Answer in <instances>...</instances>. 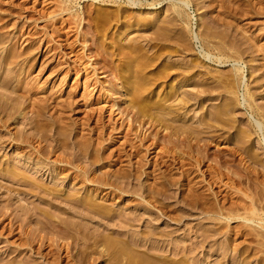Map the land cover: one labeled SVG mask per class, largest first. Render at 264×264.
Listing matches in <instances>:
<instances>
[{"label":"rangeland","instance_id":"rangeland-1","mask_svg":"<svg viewBox=\"0 0 264 264\" xmlns=\"http://www.w3.org/2000/svg\"><path fill=\"white\" fill-rule=\"evenodd\" d=\"M129 1L130 0H0V59H1L0 62H2L3 59L4 61H6L7 59L5 67L8 68L7 69L8 72L6 71V68L3 69V72L1 70L3 74L2 76L3 78L6 77L5 76L6 74H12L13 77L16 76L12 81H9L10 83L9 85L10 86L13 85L14 87L17 86L16 87L17 89L18 86L20 87L21 85H23V83L20 82H22V80L24 79L23 90L26 91L21 92L23 91L21 90L22 89L21 88L19 91V93H21L19 94V98H18V92L16 93L13 92V93L15 95L17 94L16 97L18 99H20L21 95L24 94L25 96H22L21 98L24 97L25 98L21 99L20 101L25 102V103L22 102L24 108L26 106L28 107V109L27 107L24 109L25 112L23 111V115H24V116L22 115L23 119L22 117L20 119H17L13 123L15 126L12 124V126L16 128V129L14 128L13 130L14 132H17V130L20 131L23 129L22 131H24L26 129V131L24 132L33 134L32 136H34L35 130L32 129L28 123H26L28 122L26 120H29L30 117L32 118L33 116H35L36 114L35 111L37 112V109L38 112L42 110L40 114L42 113L43 114L40 115L41 118L39 117V122L42 119L41 122L44 124V126L48 127L46 129H48L49 131L48 130L45 131L48 132L46 133L47 141L44 137L45 134L42 133L44 135L42 136V134H40L41 133L40 131L36 132L38 134L35 133L36 135L32 140L33 143H31L32 141H30V144L28 143V145H30L28 147L30 148L27 150L33 149V146H37L39 148H44L47 146L49 148H52L51 150L55 149V152L54 151L52 152L54 154L52 153L49 154L50 157L48 156V153H47L48 157H46V155L41 154L42 155L41 157L44 159L34 158L35 157L34 154L32 156H29V153L28 154L24 153V155L23 153L19 154L18 151L15 152L16 150L15 147L17 148L18 146L13 145V143L10 144L9 140L7 141L6 139V137H8L9 134H7L8 136L5 134L6 136L2 139L4 141L3 142L4 148L3 150L0 151V155H1L0 160L5 159L7 161L9 159L14 162H16L17 159L19 161H26V160L31 161L34 159L35 162H39V160L41 162V160L42 161L44 160V162L47 163V167L45 170L48 169L47 172L50 174L52 173L57 178V180L63 184L64 187L68 188L67 190L70 189L69 190L70 193L71 191H73L74 188L77 189L79 188L81 190L80 192L84 194V196L85 195L89 196V194L91 195L94 194V198L98 202L105 203L106 207L108 206L109 208H113L117 213V215H120L119 217L123 215L131 217V219H133L134 225L130 229H133L136 232L139 231L140 234H142L143 236H147L149 232L157 233V235L154 236L155 240H159L157 245H161L164 240V243H166L167 245L169 243V245L166 248H169L171 250L172 244L174 243H177L178 245L180 243V245H182L181 248L184 247V245L188 247H193L196 244L199 245L202 244V242L206 240L204 242V246L194 250L192 256H194L196 260L205 258L208 264H217L216 262L222 260H226V261L228 260L229 264H231V262L233 261L246 259L245 261H250L249 264H259L258 259L261 256L264 257V228L260 224L261 222L247 221L243 219L226 220L224 218L223 219L220 218V220H218L216 218L215 219L211 218L212 217V216L210 217L211 214L206 210H205L206 212L203 211L201 207L197 206L198 205L196 204L197 199L193 200V198L195 199L194 196L196 197L198 196L196 195L197 192L199 195L201 192V194H205L207 196L211 192V194L213 195L210 194L208 198L211 199L213 197L216 199L213 191L209 189L207 190V187L206 188L198 187L201 186L197 184V181L200 179L198 176L199 173L197 172L195 167L192 168L193 166H191L190 168V164L184 163L187 166L183 164L170 166L168 165V163H165L167 165L164 164L161 165L160 163H158V159H160V156L163 153L165 154L166 151H167L166 154L169 156L170 155L172 156V152L174 153V151L177 157L179 156L180 153L177 151V149L176 150L173 149L174 151L172 149H169L171 148L172 145L168 143L167 145L165 143L164 146L163 145L164 141L163 142L161 141L162 139L160 140L162 144L159 143L158 146L153 145L152 139L156 131L160 135L162 133L168 134V132L170 133V131H172L175 126H177L175 127V130L180 128V126L187 130L193 129L194 127H195L194 129H197L198 127L202 126L203 122H205L203 121L204 118L205 119L208 117L214 118V116H218L219 114L217 115L215 113L216 112L220 113V111L225 109L224 107L222 108V106H225L226 100L228 101L229 98L233 99L232 97H234V99L237 98L235 100H238V103L240 101L241 104L237 105V103H235V105H237V108L236 106H234V103L231 104V106L232 105L234 106L232 108H236L233 109V111L236 110V113L234 112L236 116L234 115V117L237 118L236 119L232 118L233 117L232 115L234 114V113L232 114L233 111L231 112V116H230L234 121L237 122L235 124V122L232 120V124L234 123L233 125L234 127L229 128L230 127L229 125H227L229 127L221 126L218 123L221 126L220 127L218 126V124L214 123L219 128L226 127L221 132L222 129H218L214 126H207L206 124L205 126L212 128L206 129L208 133H205V135L203 134L205 138L204 140L206 141V144L208 143L211 144V145L209 144L207 145L209 147L208 149L211 150L209 151V153L216 152L215 150L218 149L219 151L222 150L226 152L229 151L230 149L232 150L235 147L236 138H238V136L240 135L239 134L240 132H238V130L242 131L241 128L245 130L244 127L248 125H252L251 127L250 126L246 127L247 128L246 130L253 128L250 131L251 134L252 133L254 134H252V136H249L251 138H249L248 135L246 134L247 136L246 139L244 140H247L246 142H248L249 141L248 139H250L249 143L247 144H249L250 147H252L250 148V150H252L251 151L252 154H253V150L255 151L254 154L258 153L257 154L258 162L253 161L250 158V156L245 155L246 153L244 152L243 154H240L241 152L238 153L239 156L237 155V159H239L240 161L242 159L244 161L243 166L249 167L248 170H250V173L252 172L251 176H255L253 177L254 180L256 177H259L260 173H262V175L259 178L263 180L264 130L262 131L261 129H264V118H262V116L260 117L258 115H253L252 110L250 109V107H248V105L246 104L247 101L245 100H249L250 98L255 99L254 104L256 105L259 104L261 106L264 105V0H246V1L245 0H237V1L188 0L187 2L190 1L189 2L190 6L187 7L186 5L185 8L187 13L186 17L177 20L178 22L175 23L176 25L175 27L172 25V22L170 23L171 25L167 22L169 21L168 20L170 18L169 16H171V18L173 16V14L170 15L173 12L172 9L169 10V7L172 6V3H170L169 1L167 2L165 0V2H162L160 5L157 6L150 5V3L153 2L152 0L137 1L139 3H142V5H134V4L132 5L129 3ZM249 2L251 4L250 7L248 5ZM168 3L171 5H168ZM162 4L164 5L162 6ZM234 7L239 10L235 11ZM242 7L243 8L245 7L244 9L247 10L242 9ZM234 12H237L236 16ZM119 14L120 15L122 14V16H120ZM124 14L126 15L125 17ZM164 14L166 15V17ZM156 15H162V17H160V20H167L165 26L170 25V30L174 28L173 31H168L167 28L169 29V27L167 26V28L165 27L166 29L165 28L162 29V30L165 29L164 31L166 32L161 30L159 31L161 34L162 33L170 34L169 35L170 37L166 35L168 37L167 41L165 40L167 38L166 36L162 37L164 36L162 34L160 37V34L158 35L159 38H163L164 40L163 41L161 39L164 42L161 44L160 42L162 41L159 39L158 44H160L161 47H163L164 44V47L166 49L160 48L159 47L160 45L158 46L154 45L153 42L150 41L152 40L151 38H154L153 35L155 34L156 31L155 29L157 28L156 23L155 24L153 22L151 23L152 21L151 17L154 18ZM147 21L150 22L148 23ZM185 28L189 32L185 30ZM151 33H153V35ZM213 36L216 37L212 38ZM178 38L181 40L185 39V41L183 40L181 43H179ZM222 39L224 41V44L223 42L221 43ZM187 41L190 42L188 43ZM218 41L220 43H218ZM217 43L218 45L223 44L226 48H228L231 44H237V45L241 44L240 46L242 48L241 47L240 48L244 50L247 49L248 51L247 55L245 54L246 56H244L245 61L240 63H236V62L234 63V61H228L225 63L223 62L222 64V60L221 62L220 60L218 61V58L221 57L219 56V50H217ZM228 43H230V45ZM179 44H181L182 47ZM208 44L210 45L208 46ZM226 44H228V46ZM204 45H206V47ZM172 46H174L176 52ZM177 47L180 50H178ZM213 47L216 49H214ZM226 50L228 52V49ZM157 51L159 54H157ZM252 51L253 52L255 51L254 54L252 53L253 55L251 54ZM164 52L166 53L164 54ZM16 54L17 56L14 57ZM154 54H156L157 56ZM154 56L157 58H155ZM105 59L107 60V63L105 62ZM136 59H138V61ZM157 59L159 61L155 62ZM192 60H194V62ZM138 64H143L142 66L144 67H141L140 65L137 66ZM193 64L195 65V67L191 66ZM235 66L243 67L245 71L244 73L245 78L243 76L242 79L240 77L238 78L239 81L236 80V83H238L236 84V86L238 87L236 89L238 91L232 88L233 86L232 83H228V82H232L231 81L232 77L230 78L229 76H232V73L235 72V68H236ZM139 67L142 69H139ZM159 67H161L160 70ZM179 67L181 69V72L184 71L183 72V74H185L184 76L180 72V69H178ZM113 68H116V70ZM166 68L168 69L167 72L169 71L170 68V71L168 72L169 76L165 74L167 73ZM189 68L191 70L188 72ZM163 70H165L164 71L165 73L163 72ZM155 71L157 72L159 71V73L156 72L157 75L160 74V71H162L164 76L163 74L161 75L164 78H162L161 76L160 77L158 76L160 79L158 77H155L157 76ZM176 71H179L180 73ZM174 72L176 74H174ZM101 75L103 77H101ZM128 75L131 80H129ZM150 76H152L153 78ZM146 77L149 78L147 79ZM225 77H227V79ZM118 79L119 81H121V83L119 82V85L116 82ZM19 80L21 81L18 82ZM132 80H135V82L137 80V82L139 83L141 81L142 82L144 81L142 86H144V84L147 83L145 85V88L144 87L142 88L143 93L139 92L141 93V97H140L139 96L140 94L138 93V89L132 88L131 91L133 93L131 94L129 99L127 98L125 100H122L121 95L125 93L126 88L125 87L123 88L121 86L123 85L124 82L127 83ZM225 82L226 84L228 83L229 85L228 84L226 85ZM239 82L241 84L240 88H239ZM116 83L118 89L115 87V85H113ZM247 84H250V86L252 85L251 88L253 90H251L250 94H247L246 91H244ZM226 86H228L227 88L230 89L232 88L235 92L233 93L232 89L230 90L231 94L227 92L229 91V89L223 91L224 89H227ZM214 88H216V90ZM210 89L214 91L211 92ZM255 91H257V93H255ZM8 92L10 93V91ZM243 93L245 94L243 95ZM169 94L170 96H173L171 98L172 100L170 98H166V97H170ZM156 95H158V97ZM246 95L248 96L245 97ZM251 95L252 97L256 95V97L255 98L249 97ZM164 97L166 98L165 101H164L165 99ZM160 98L162 100L161 102H160ZM156 99L159 102L158 105L160 104V106H162L163 105L162 103L165 104L161 108H159V110L154 105L152 106L150 105L151 102L153 103L154 102L153 100ZM111 102L117 103L115 109H113V107L111 108V104H110ZM148 102H150V104ZM32 104H34L36 108L33 107ZM131 105L133 107H131ZM29 106L32 107L30 108ZM143 106H145V108H148L147 111L148 114L147 112H145L148 116L151 115L149 111H152L149 109H154L155 113L158 112L159 115H161L164 112L163 113L165 116L164 119L167 120L168 118V120L167 121L162 120L163 122L161 121V123L159 124L156 123L157 126L155 124L154 127L153 126L151 127V123L149 121L152 120L148 116H145V114L139 113L143 109ZM118 107H120V110L122 109L124 112H126L124 116L118 114L120 113ZM128 109L132 111L130 115L128 114ZM154 110L152 111V113H154ZM155 113L154 116H156ZM135 117L137 118L135 119ZM151 117H153V114L151 115ZM130 118L131 120H129ZM258 121L262 122L263 126L260 125L259 127H257L259 125ZM255 124L258 125L256 126ZM187 126L188 128H186ZM147 128H149L148 131ZM227 128L229 130H227ZM63 133H64V138H61L62 136L60 134ZM220 133L223 135L221 139L219 138L218 142H215L212 139H210L211 136L215 134L218 135ZM145 134L146 136L153 134V136L152 135L149 136L151 139L150 138L146 139V141L149 140L147 142L145 141L146 143L141 142L140 139H138L141 138V136L144 137ZM65 135L66 137H68V139L67 138L66 139L70 143L69 144L67 142L66 145L67 147L69 146L70 148L64 147L63 149H61L59 147L60 148L59 149L58 140L60 138L62 140L63 139L65 140ZM136 135L137 136L139 135V137H136ZM40 136H42L44 140L41 139ZM224 137H226V139ZM188 139L190 140V138ZM132 141H134V143ZM194 141L195 140L193 139L192 142L194 143ZM97 142H100L102 144ZM202 143H204V141ZM71 144L74 145L76 144L77 146H79V148L82 147L85 150L81 148L82 150L78 152L79 150L78 147L75 145L73 148L72 147L73 145ZM100 145L102 146L100 147ZM145 146H147V149H145L146 148ZM231 146L233 148H231ZM148 147L151 148L150 149L151 151L150 150L148 151ZM158 147H162V148L165 147L166 149L168 148V150H166L165 148L161 149ZM183 152L186 153L184 157L187 156L188 158H190L188 154L190 155L191 153L192 155L194 154L193 150H190L188 148L187 149L184 148ZM157 154H159V156ZM55 155H57L58 157L60 156L62 158L71 157V161L69 160L70 162L68 163L64 162V163L55 164L54 159L57 158V156ZM106 157L107 158L110 157V158L107 159ZM165 159H167V157ZM2 160L0 161V163H2ZM111 161H114L116 163ZM159 161H163L162 157ZM180 165H183L182 169L178 168ZM78 166H80L81 169L80 168L78 169L77 168ZM137 166L143 167L144 169L140 168L139 170L140 172H136L137 169L135 167ZM166 166H170V168L174 169L172 170L174 173L173 175H171L172 174L171 172H170L171 174L168 173L170 168L168 169V167ZM175 166L177 168H175ZM82 168H84L85 171ZM124 168H126V170H124ZM166 168L168 170H166ZM188 168H190L191 170ZM66 169H68L67 172ZM183 169L187 171L188 174L187 178L190 179L189 181H191L189 184H188L189 182L188 179L184 178L183 174H181ZM129 170H131L133 176L131 178L127 176L128 179H126L122 176V173H125ZM76 171L78 173H76ZM141 173L142 175H140ZM75 174L78 175L76 176L77 179L75 177ZM137 176L138 178L136 179ZM162 176H167V177L163 178ZM174 178H176V181ZM242 178H243L242 180H244L245 182V184L243 183L244 186L243 184L242 186L247 188V183L245 181L246 178L245 177ZM259 178H257L256 181L253 180L254 182L252 181V184L248 186V188L251 191L257 190L258 192H262V190L264 189V186L262 188L261 187L262 185H260L261 182L259 183L257 182L260 180ZM2 179L3 178L0 177V185L10 184L6 180H2ZM46 179H48V183H50L51 181L50 177ZM92 179H94L93 181L95 182L91 183L90 181ZM107 180L109 181L108 185L105 184V181ZM173 181H175V183ZM178 181H180L181 183ZM163 182H165L166 186H163L164 185ZM255 182L258 184H256ZM111 183L112 185H110ZM190 185L194 186L193 191L191 190ZM113 187H115L116 189L115 190L112 189ZM94 188L98 189L97 192L95 193H93ZM226 188L227 187H224V189L221 188L219 191V194L221 196L220 197L218 196V198L220 201L222 200L224 201V199H226L225 202L227 203L226 205L228 207L229 206L236 207L238 204L241 205L244 203L243 200L245 199V196H243L241 192L240 193L239 191L236 192L237 189L233 190L231 188L228 189ZM203 189L205 192L203 191ZM249 189L248 191H250ZM110 191L112 192L111 194ZM161 192L163 194H161ZM97 193L99 194V196L97 195ZM0 196L3 195L0 194ZM222 196H226V197H222ZM23 197L25 196H22V200H20V202L22 203L21 205L23 206L27 207L28 204L30 206L33 205L34 203L30 204V201L31 200L33 201L35 199V203L39 202L40 205L39 204L38 205L41 208L44 209L46 208L45 210H48L53 214L55 213L58 214V211L54 210L55 208L53 206L52 207L49 206V203L47 202L39 201L37 197L36 198H28L29 196H27L26 198ZM16 202L18 205L20 204L19 200L18 201L16 200ZM1 207L2 204L0 203V214H2ZM49 209H51V211ZM39 216L38 217L39 219L41 218L40 219L41 221H45V217H43V215L42 216L39 215ZM60 216L61 217L66 216L65 218H67V215L65 214H61ZM9 220L10 218L8 216H6L4 220L3 218L2 220H0L3 221L0 222V257H3V259L6 257L10 258L11 256L18 255L19 257L18 259L20 260L25 259V261L26 259H28V261H31V263L33 262V264H54L52 262H55L56 264L57 263L80 264L78 251L79 249H81V246L84 245L83 240H74L71 235L62 237L61 240H45L44 244L45 243L47 244L42 246L43 251L42 250L41 251L43 252V254L41 251H40L41 254L40 253L38 254L39 250L37 251L36 249L40 247L39 240H37L38 243L36 242V244L32 247L33 249L29 248L30 246L27 247V245L22 246L24 240H19L18 237L19 233L17 231L18 229L13 234L12 233L8 234L10 231L9 226L11 225L9 223L10 222ZM71 220L77 221V218L72 219L71 217ZM107 221L110 226L108 225ZM113 222L114 221L103 220L102 223H105L104 224L105 227L109 226L111 229L112 228L121 229L118 227V224L125 225L122 221L118 220L117 218H115V222L117 223V226H113ZM84 224L86 223L84 222ZM36 225L37 224L35 223L34 226V222H33L31 228L36 227ZM90 225L91 224H89V226ZM92 226H90L92 228V231H96L98 230V228H100L101 230L102 227V231L104 230V233L106 234L112 233L111 237L112 235L113 236L117 235V232L115 233L113 230L107 229L98 223L93 222ZM26 228L28 230L29 229L31 230V228H28V226H26ZM122 230L125 231V229ZM48 231H49L48 233L49 236L59 239L60 233H58L56 229L48 228ZM89 231L91 232V230ZM161 233L163 235H161ZM140 234L139 237L141 236ZM165 235L166 236L168 235L170 238L168 236H167L168 238L167 237L164 238ZM16 236L18 237V239ZM123 237L124 238L128 237V235H126V232H124L120 236V238ZM49 244L51 245L53 244V245L49 246ZM40 245H41V241H40ZM65 246L67 247L70 246V250L72 249V253L71 252L69 253V251L66 252L67 248ZM28 248L31 250H29ZM145 248L148 249L147 246H143L142 248L140 247V250H146ZM46 251L48 252L52 251L53 254L54 252L55 254L60 253L62 256H64L65 260L62 261L61 263L56 262L53 260L52 256L44 254ZM152 251L154 252V250ZM156 251L163 252L160 250L159 251L156 250ZM167 251L168 254L167 253L165 254L174 256V254L171 251H169L168 249ZM224 251H227L228 253L227 252L223 253ZM67 253H69V255ZM66 255L70 257H67ZM71 255L74 257H71ZM93 255H94L93 257L98 259L93 260L94 258L92 259L90 258L91 260L88 261V264H108L109 257L107 253H105L104 256H99V253L95 252L93 253ZM46 257H48L49 260ZM3 259L0 258V264H5ZM84 264H87V262H85Z\"/></svg>","mask_w":264,"mask_h":264},{"label":"bare ground","instance_id":"bare-ground-1","mask_svg":"<svg viewBox=\"0 0 264 264\" xmlns=\"http://www.w3.org/2000/svg\"><path fill=\"white\" fill-rule=\"evenodd\" d=\"M137 1H139V0H130L129 1V3L130 4H134V5H142V3H139V2H137ZM142 1V0H141ZM153 2H151L150 3V5L152 6H157V5H160L162 2H165V0H152ZM167 2L169 1L170 3H172V6H170L169 7V10L170 9H172V12L173 13H171L170 15H172L173 14V16H172V18H174V19H172L171 18V16H169L170 18H171V20H170V18L168 19L169 21H167V20H160V17H162V15H156L154 18L153 17H151L152 18V21H151V23L153 22L154 24L156 23V26H157V28H156V26H155V34L153 35V33H151L152 35H153V37L154 38H151L152 40H150V41H152L153 42V44L154 45H160V44H158V42H159V39L161 40H163V38H159L158 37V35L160 34V37H161V35L163 34L164 36H162V37H165L166 35L168 36V37H170L169 35L170 34H166V33H160L159 31L161 30V31H164L166 28H167V26L169 27V29L167 28V30L168 31H173L174 30V28L172 29V30H170V23L172 22V25L175 27L176 25H175V23L176 22H178L177 20H180V18H183V17H186V5H187V7L188 6H190V1L189 2H187L188 0H166ZM234 1H237V0H234ZM246 1V0H245ZM244 1V2H245ZM233 2V1H232ZM250 2H252V1H250ZM250 2L248 3V5H249V7H250ZM255 2V1H254ZM147 3V2H146ZM236 3V2H235ZM247 3V2H246ZM149 4V3H148ZM144 5V4H143ZM150 5H148V6H150ZM164 4H162V6H163ZM168 5H171V4H169L168 3ZM161 6V7H162ZM252 6H253V4H252ZM141 7V6H140ZM143 7V6H142ZM247 7V6H246ZM122 8V7H121ZM120 8V9H121ZM125 8V7H124ZM245 8V7H244ZM243 7H242V9H244ZM252 8V7H251ZM234 9H235V11H238L239 9H237V8H235L234 7ZM124 10V9H123ZM167 10V9H166ZM244 10H247V9H244ZM252 10V9H251ZM158 11V10H157ZM161 11V10H160ZM164 12H165V10H164ZM188 12V11H187ZM236 13L237 12H234V14H235V16H236ZM239 13H241V12H239ZM128 14V13H127ZM157 14V13H156ZM159 14V13H158ZM167 14V13H166ZM120 15V14H119ZM132 15V14H131ZM131 15H130V17H131ZM165 15V14H164ZM118 16V15H117ZM120 16H122V14L120 15ZM126 15L124 14V17H125ZM190 16V15H189ZM119 17V16H118ZM165 17H166V15H165ZM168 17V16H167ZM127 18V17H126ZM136 18V17H135ZM118 19V18H117ZM120 19H121V17H120ZM162 19V18H161ZM164 19V18H163ZM166 19V18H165ZM185 19V18H184ZM188 19V18H187ZM128 20V19H127ZM149 20V19H148ZM119 21V20H118ZM122 21V20H121ZM129 21H131V20H129ZM135 21V20H134ZM166 21L170 24V25H166L165 26V24H166ZM184 21V20H183ZM188 21H190V20H188ZM124 22V21H123ZM122 22V23H123ZM148 23L150 22V21H147ZM181 22V21H180ZM185 22V21H184ZM167 23V24H168ZM143 24V23H142ZM178 24V23H177ZM184 24V23H183ZM186 25V24H185ZM149 26V25H148ZM179 26V25H178ZM144 27V26H143ZM166 27V28H165ZM172 27V26H171ZM213 27V26H212ZM163 28H165L164 30H162ZM187 28H188V26H187ZM210 28V27H209ZM175 29H178V28H175ZM182 29H184V28H182ZM211 29V28H210ZM79 30V29H78ZM180 30V29H179ZM185 30H187L186 28H185ZM168 31H167V33H168ZM176 31V30H175ZM188 31V30H187ZM194 31V30H193ZM164 32H166V31H164ZM178 32V31H177ZM186 32V31H185ZM189 32V31H188ZM170 33V32H169ZM179 33H181V32H179ZM173 34V33H172ZM152 35H151V37H152ZM175 35V34H174ZM210 35V34H209ZM166 36V37H167ZM186 36V35H185ZM188 36V35H187ZM211 36H212V34H211ZM168 37L165 39L166 41H167V39H168ZM196 37V36H195ZM210 37V36H209ZM209 37H207V38H209ZM216 37V36H215ZM214 36L212 37V38H215ZM175 38V37H174ZM202 38V37H201ZM205 38V37H204ZM179 39V38H178ZM177 39V40H178ZM203 39V38H202ZM146 40V39H145ZM161 40V41H162ZM184 41H185V39H183ZM183 40H181V39H179L178 40V42L179 43H181ZM186 40H189V39H186ZM209 40H211V39H209ZM149 41V40H148ZM164 41V40H163ZM160 42L161 44L162 43H164V42ZM174 41V40H173ZM215 41V40H214ZM221 41V40H220ZM175 42V41H174ZM177 42V43H178ZM188 42V41H187ZM186 42V43H187ZM190 42V41H189ZM188 42V43H189ZM203 42V41H202ZM212 42V41H211ZM223 42V44H224V41H223V39H222V41H221V43ZM226 42V41H225ZM176 43V42H175ZM206 43V42H205ZM207 43H210V42H207ZM218 43H220L219 41H218ZM218 43H217V50H219V56L221 57V58H218V61L220 60V62H221V60H222V64H223V62L225 63V62H228V61H234V63L236 62V63H240V62H243V61H245L244 60V56H246L247 55V53H248V51H247V49H241L242 47L240 46V45H237V44H231L230 45V43H228L230 46L228 47V48H226L223 44H219L218 45ZM132 44V43H131ZM228 44H226L227 46H228ZM130 45V44H129ZM136 45V44H135ZM172 45V44H171ZM173 45H175V44H173ZM180 46H181V44H179ZM191 45V44H190ZM210 44H208V46H209ZM215 45H216V43H215ZM139 46V45H138ZM205 47H206V45H204ZM219 46V47H218ZM122 47V46H121ZM128 47H131V46H128ZM155 47V46H154ZM160 48H165L164 47V44H163V47H161V45L159 46ZM173 48H174V46H172ZM182 47V46H181ZM190 47V46H189ZM215 47V46H214ZM213 47V48H214ZM241 47V48H240ZM123 48V47H122ZM125 48V47H124ZM133 48H135V47H133ZM152 48H153V46H152ZM188 48V47H187ZM192 48V47H191ZM203 48V47H202ZM100 49V48H99ZM128 49V48H127ZM162 49V50H163ZM166 49V48H165ZM169 49V48H168ZM177 49L178 50H180L178 47H177ZM214 49H216V48H214ZM225 49V50H224ZM226 49H228V52H227V50ZM130 50V49H129ZM135 50V49H134ZM160 50V49H159ZM158 50V51H159ZM174 50H175V48H174ZM190 50V49H189ZM216 50V51H217ZM13 51V50H12ZM120 51H121V48H120ZM158 51H157V54H159L158 53ZM169 51V50H168ZM101 52V51H100ZM155 52H156V50H155ZM163 52V51H162ZM175 52H176V50H175ZM191 52V51H190ZM209 52V51H208ZM215 52V51H214ZM218 52V51H217ZM13 53H15V52H13ZM103 53V52H102ZM130 53H131V51H130ZM133 53V52H132ZM166 52H164V54H165ZM188 53V52H187ZM193 53V52H192ZM210 53V52H209ZM250 53V52H249ZM254 54L255 53V51L253 52H251V54ZM10 54V53H9ZM8 54V55H9ZM128 54V53H127ZM246 54V55H245ZM252 54V55H253ZM126 55V54H125ZM129 55V54H128ZM154 55H156V54H154ZM160 55H161V53H160ZM159 55V56H160ZM172 55V54H171ZM14 56V55H13ZM17 56V54L14 56V57H16ZM104 56V55H103ZM152 56V55H151ZM157 56V55H156ZM216 56V55H215ZM218 56V57H219ZM251 56V55H250ZM7 57V56H6ZM155 57V56H154ZM8 58V57H7ZM13 58V57H12ZM125 58H127V57H125ZM129 58V57H128ZM153 58V57H152ZM155 58H157V57H155ZM160 58V57H159ZM168 58V57H167ZM209 58H211V57H209ZM11 59V58H10ZM107 59V58H106ZM105 59V62L107 63V60ZM197 59V58H196ZM201 59V58H200ZM1 60V59H0ZM14 60V59H13ZM109 60V59H108ZM137 61H138V59H136ZM142 60V59H141ZM154 60V59H153ZM6 61H7V59H6ZM6 61H4V59H3V61L2 62H0V151L1 150H3V148H4V146H3V138L7 135V134H9V136L8 137H6V139H7V141L9 140V143L11 144V143H13V145H17L18 147L16 148L15 147V152L16 151H18V153L19 154H22L23 153V155H24V153H29V156H32L33 154L35 155V157L34 158H42L41 156V154H43V155H46V157H48L49 156V154H51L53 151L55 152V149L54 150H51L52 148H49V147H44V148H39V147H37V146H33V149H30V150H27V149H29L30 147H28V146H30V145H28V143L30 144V141H32L33 139H34V137H35V135L36 134H38V133H36V132H41L40 134H45V136L42 134V136H44L45 137V139H46V141H47V135H46V133H48V132H45L46 130H48V129H46V128H48L47 126H44V124L41 122L42 121V119H41V123L39 122V117H40V115H42V114H40L41 112H42V110L40 111V112H38V109H37V112L35 111V116H33L32 118L30 117V119H29V117H28V119L29 120H26V121H28V122H26V123H28L30 126H31V128L32 129H34L35 130V133H34V136H32L33 134H30V133H27V132H24V131H26V129L24 130V131H22V130H17V132H14V128L15 127H13L12 126V124L17 120V119H20L21 117H22V119H23V111H24V109L27 107H25L24 108V105H23V103L22 102H24V101H20L21 99H24V98H21L22 96H25L24 94H22L21 95V97H20V99H18L19 98V94H21V93H19V91H20V89L21 90H23V85H24V79L22 80V82H20L21 80H19L18 82H20V83H23V85H21L20 87L18 86V89L16 88V87H14L13 85H9L10 83H9V81H12L15 77H13L12 76V74H6L5 76L6 77H4L3 78V74H2V72H3V69H5L6 67ZM136 61V62H137ZM150 61H152V60H150ZM157 61H159L158 59L155 61V62H157ZM166 61V60H165ZM193 62H194V60H192ZM200 61V60H199ZM202 61V60H201ZM9 62V61H8ZM7 62V63H8ZM11 62V61H10ZM143 62V61H142ZM146 62V61H145ZM14 63V62H13ZM109 63H110V61H109ZM154 63V62H153ZM147 64H148V62H147ZM155 64V63H154ZM157 64V63H156ZM177 64V63H176ZM180 64V63H179ZM191 64H192V62H191ZM242 64V63H241ZM141 66V67H144V66H142L143 64H138L137 66ZM165 65V64H164ZM181 65V64H180ZM194 65V64H193ZM193 65H191L192 67H195V65L193 66ZM240 65V64H239ZM134 66H136V65H134ZM149 66V65H148ZM163 66V65H162ZM190 66V67H191ZM237 66V65H236ZM235 66V67H236ZM242 66V65H241ZM255 66H257V65H255ZM112 67V66H111ZM131 67V66H130ZM129 67V68H130ZM147 67V66H146ZM169 67V66H168ZM167 67V68H168ZM172 67V66H171ZM175 67V66H174ZM182 67V66H181ZM191 67V68H192ZM197 67V66H196ZM160 68L161 67H159V70H160ZM166 68V72H167V69ZM173 68V67H172ZM199 68V67H198ZM8 68H6V71L8 72V70H7ZM12 69V68H11ZM103 69V68H102ZM109 69V68H108ZM110 69H112V68H110ZM113 69H115L116 70V68H113ZM131 69V68H130ZM139 69H142V68H140L139 67ZM174 69V68H173ZM178 69H180V67L178 68ZM177 69V70H178ZM195 69V68H194ZM200 69V68H199ZM257 69V68H256ZM1 70H2V72H1ZM100 70H101V68H100ZM126 70H128V69H126ZM158 70V69H157ZM176 70V69H175ZM175 70H173V71H175ZM191 69L189 68V70H188V72L190 71ZM197 70V69H196ZM5 71V70H4ZM12 71V70H11ZM11 71H9V72H11ZM97 71V70H96ZM112 71V70H111ZM165 70H163V72H164ZM169 71H170V68H169ZM168 71V72H169ZM182 71H183V69H182ZM192 71H194V70H192ZM18 72H20V71H18ZM124 72H126V71H124ZM128 72V71H127ZM157 71H155V73H156ZM162 71H160V74H158L157 75V73H159V71L156 73V75L157 76H155V77H162V75L161 74H163V72L161 73ZM165 73V74H169V73ZM176 72H179V71H176ZM180 72H181V69H180ZM179 72V73H180ZM184 72V71H183ZM183 72H181L182 74H183ZM187 72V73H188ZM233 72V71H232ZM13 73V72H12ZM77 73V72H76ZM96 73V72H95ZM106 73V72H105ZM105 73H104V75H105ZM154 73V74H155ZM220 73V72H219ZM245 73V71H244V69H243V67H236L235 68V72L234 73H232V76H229L230 78L232 77V82H228V80H230V79H228L227 80V82L228 83H232L233 84V86H232V88H234V90H237L236 88H238L237 86H236V84H238V83H236V80H238V78L240 77L241 79L243 78V76L245 75L244 74ZM16 74V73H15ZM14 74V75H15ZM18 74V73H17ZM98 74V73H97ZM103 74V73H102ZM138 74V73H137ZM171 74V73H170ZM174 74H176L175 72H174ZM181 74V75H182ZM189 74V73H188ZM191 74V73H190ZM20 75V74H19ZM136 75V74H135ZM146 75V74H145ZM185 74H183V76H184ZM230 75V74H229ZM78 76V75H77ZM163 76H164V74H163ZM169 76V75H168ZM178 76H180V75H178ZM178 76H176V77H178ZM213 76H215V75H213ZM222 76V75H221ZM226 76V75H225ZM101 77H103L102 75H101ZM128 77H129V75H128ZM142 77H144V76H142ZM150 77H152V76H150ZM158 77V78H159ZM173 77V76H172ZM228 77V76H227ZM227 77H225L226 79H227ZM228 77V78H229ZM118 78V77H117ZM122 78V77H121ZM147 78V77H146ZM149 78V77H148ZM147 78V79H148ZM153 78V77H152ZM162 78H164V77H162ZM191 78V77H190ZM196 78V77H195ZM224 78V79H225ZM244 78H245V76H244ZM19 79V78H18ZM116 79V78H115ZM151 79V78H150ZM160 79V78H159ZM192 79V78H191ZM198 79V78H197ZM222 79V78H221ZM225 79V80H226ZM120 80H122V79H120ZM129 80H131L130 79V77H129ZM142 80V79H141ZM154 80V79H153ZM168 80V79H167ZM193 80V79H192ZM196 80V79H195ZM194 80V81H195ZM217 80V79H216ZM220 80V79H219ZM218 80V81H219ZM223 80V79H222ZM166 81V80H165ZM198 81V80H197ZM239 81V80H238ZM86 82V81H85ZM115 82V81H114ZM113 82V83H114ZM117 83H118V85H119V82L121 83V81H119V79L116 81ZM142 82V81H141ZM139 83V82H137V80H136V82H135V80H132V81H129V82H124L123 83V85L121 86V87H125L126 88V91H125V93H123L122 95H121V97H122V100H125V99H129V97L131 96V94L133 93L132 91H131V89L132 88H137L138 89V93L139 92H141V93H143V90H142V88L144 87L145 88V85L147 84L146 83V81H145V83L146 84H144V86H142L143 85V82L142 83ZM240 82H241V80H240ZM240 82H239V88H240V86H241V84H240ZM244 82V81H243ZM117 83L116 84H113V85H115V87L117 88ZM138 83V84H137ZM198 83V82H197ZM213 83V82H212ZM227 83V84H228ZM259 83V82H258ZM85 84V83H84ZM172 84H173V82H172ZM223 84H224V81H223ZM225 84H226V82H225ZM226 84V85H227ZM260 84V83H259ZM171 85V84H170ZM210 85V84H209ZM208 85V86H209ZM219 85V84H218ZM218 85H216V86H218ZM229 85V84H228ZM246 85V84H245ZM86 86V85H85ZM89 86V85H88ZM230 86V87H231ZM26 87H27V85H26ZM212 87V86H211ZM222 87H223V85H222ZM225 87V86H224ZM228 86H226V88H227ZM252 85L250 86V84H247V86H246V88L244 89V91H246V93L247 94H250L251 93V90H253L252 88ZM260 87V86H259ZM115 88V89H116ZM122 88V89H123ZM168 88V87H167ZM177 88V87H176ZM219 88V87H218ZM231 88V89H232ZM242 88V87H241ZM25 89V88H24ZM118 89V88H117ZM174 89V88H173ZM212 89V88H211ZM210 89V90H211ZM215 90H216V88H214ZM221 89V88H220ZM222 89H224V88H222ZM229 89V91H227L228 93H230L231 94V89L230 88H227V89H224L223 91H225V90H228ZM102 90V89H101ZM140 90V91H139ZM170 90H171V88H170ZM178 90V89H177ZM181 90V89H180ZM207 90V89H206ZM233 89H232V91H233V93L235 92ZM8 91H10V93L8 92ZM26 91V90H25ZM24 90L23 91H21V92H25ZM203 91H205V90H203ZM214 91V90H213ZM212 90H211V92H213ZM238 91V90H237ZM243 91V90H242ZM243 91V92H244ZM8 92V93H7ZM13 92H18V98L16 97V95L13 93ZM28 92V91H27ZM170 92V91H169ZM179 92V91H178ZM261 92V91H260ZM259 92V93H260ZM135 93H136V91H135ZM141 93H139L140 95V97H141ZM171 93V92H170ZM241 93V92H240ZM255 93H257V91H255ZM263 93V92H262ZM13 94V95H12ZM109 94V93H108ZM172 94V93H171ZM236 94V93H235ZM245 93H243V95H244ZM15 95V96H14ZM167 95V94H166ZM175 95V94H174ZM252 95H254V94H252ZM252 95L251 96H249V97H252ZM157 97H158V95H156ZM156 96H155V98H156ZM169 96H170V94H169ZM234 96H236V95H234ZM238 96V95H237ZM248 95H246L245 97H247ZM259 96V95H258ZM27 97V96H26ZM29 97V96H28ZM173 96H170V97H166V98H172ZM175 97V96H174ZM185 97V96H184ZM187 97V96H186ZM229 97V96H228ZM227 97V98H228ZM244 97V96H243ZM256 97V95L254 96V97H252V98H255ZM165 98V97H164ZM166 98L164 99V101L166 100ZM178 98V97H177ZM181 98H183V97H181ZM233 99H231V98H229V100L227 101L226 99V101H225V106H222V108L224 107L225 109L224 110H222V111H220V113H218V112H216L215 114H219L218 116H214V118H210V117H208V118H206V119H208V120H206L205 118L203 119V121H205V122H203L202 123V126H200V127H196L197 129H190V130H187V129H185V128H183V127H181L180 126V128H178V129H176L175 130V127H177V126H173L174 127V129L172 130V131H170V133L168 132V134H166V133H162L161 135L156 131V133L154 134V137H153V141H152V144L153 145H156V146H158V144L159 143H161L160 142V140L163 142L164 141V146H165V143H166V145H167V143L168 144H170V145H172L171 146V148H169V149H177V151L180 153L179 154V156L177 157L176 156V153H175V151H174V153L172 152V156L170 155H167L166 153H167V151H166V153L164 154H162L161 155V153H160V159H161V157H162V159H163V161H159L160 159H158V163H160L161 165L162 164H164V165H167V164H165V163H168V165H170V166H174V165H177V164H183V165H186V164H184V163H187V164H190V168H191V166H193L192 168H194L195 167V169L197 170V172L199 173V180L197 181V184H199V185H201V186H198L199 188H206L207 187V190L209 189V190H211V191H213V193H214V196L216 197V199L215 198H213L212 196V198L213 199H215V200H213L211 197V199H209L208 197H209V195L211 194V192L209 193V195L207 196V195H205V194H201V190L199 191L200 192V195L198 194V192H197V194L196 195H198L197 197L196 196H194L195 197V199L193 198V200H196L197 199V203L196 204H198L197 206H199V207H201L202 208V210L203 211H207V212H209L211 215H210V217L211 218H216V219H218V220H220V218L221 219H226V220H232V219H243V220H247V221H259V222H261L260 224L262 225V227L264 228V189L262 190V192H258L257 190H253V191H251L249 188H248V186H250L251 184H252V181L254 180L253 179V177H255V176H251V173H250V170H248V166L247 167H245V166H243L244 165V161L241 159V161L239 160V159H237V155H238V153H240V154H243V152L244 153H246L245 155H249L250 156V158L253 160V161H255V162H258V156H257V154H254L255 153V151L253 150V154L251 153V151L252 150H250V148H252V147H250V145L249 144H247V143H249V141H250V139H248L249 141L248 142H246L247 140H244V139H246V136L248 135V137L249 136H252V134H254V133H252L251 134V131L250 130H252V129H248V130H246L247 128L246 127H248V126H252V125H248V126H246V127H244V129L245 130H243L242 128H241V130L242 131H239L238 130V132H240L239 134V136H238V138H236V143H235V147L233 148L232 146H231V148H233L232 150L230 149L229 151H226V152H224V151H219V149L218 150H215L216 152H213V153H209V151H211V150H209L208 148V144H206V141L204 140L205 138H204V135H205V133H208V131H206V129H209V128H212V127H207V126H214V127H216V128H218V129H222L221 130V132L223 131V129L224 128H226V127H223V128H219L218 126H227V125H229V126H227V127H229V128H233L234 126V123L232 124V120L235 118H237V117H234V115L236 116V110L235 111H233V109H236L237 108V105H239V104H241L240 103V101H239V103H238V100H235V99H237V98H235L234 99V97H232ZM27 99H29V98H27ZM132 99V98H131ZM136 99H137V97H136ZM139 99V98H138ZM142 99H143V97H142ZM159 99V98H158ZM244 99V98H243ZM248 99V98H247ZM157 100V99H156ZM156 100H153L154 102L152 103L151 102V100H150V102H151V104H150V102H148L151 106L152 105H154L155 107H157L158 108V110H159V108H161L163 105H165L164 103H162L161 105L162 106H160V104L158 105V100H157V102H156ZM172 100V99H171ZM255 99H249V100H245V101H247V105H248V107H250V109L252 110V113H253V115H258V116H262V118H264V105L263 106H261V105H256V104H254V101ZM28 101V100H27ZM26 101V102H27ZM142 101V100H141ZM147 101V100H146ZM149 101V100H148ZM162 100H161V98H160V102H161ZM186 101V100H185ZM244 101V100H243ZM258 101V100H257ZM32 102V101H31ZM38 102V101H37ZM143 102V101H142ZM168 102V101H167ZM181 102H183V101H181ZM25 103V102H24ZM35 103V102H34ZM145 103H147V102H145ZM173 103V102H172ZM234 103V106H236V108H232V107H234L233 105L231 106V104H233ZM235 103H237V105H235ZM258 103V102H257ZM39 104V103H38ZM111 104V108L113 107V109H115V106H117V103H110ZM144 104V103H143ZM224 104V103H223ZM245 104V103H244ZM33 105V107H35L34 106V104H32ZM145 105V104H144ZM147 105V104H146ZM167 105H169V104H167ZM171 105V104H170ZM182 105H183V103H182ZM246 106V105H245ZM30 107V106H29ZM32 107V106H31ZM30 107V108H31ZM130 107V106H129ZM131 107H133L132 105H131ZM148 107V106H147ZM166 107V106H165ZM170 107V106H169ZM239 107V106H238ZM36 108V107H35ZM38 108V107H37ZM43 108H44V106H43ZM110 108V107H109ZM119 108V111H120V113H118L119 115L121 114V115H123L124 116V114H126V112H124L122 109L120 110V107H118ZM117 108V109H118ZM141 108V107H140ZM150 108V107H149ZM153 108V107H152ZM164 108V107H163ZM176 108V107H175ZM27 109H28V107H27ZM117 109H116V112H117ZM166 109V108H165ZM169 109V108H168ZM172 109V108H171ZM177 109V108H176ZM175 109V110H176ZM180 109V108H179ZM36 110V109H35ZM40 110V109H39ZM112 110V109H111ZM133 110V109H132ZM149 110H154V109H149ZM157 110V111H158ZM161 110V109H160ZM174 110V109H173ZM219 110V109H218ZM127 111V110H126ZM148 108H145V106H143V109L139 112V113H142V114H145V116H148L147 114H148ZM152 111H149V113H151V115L153 114V117H151V115H149L148 117L152 120V121H149L150 123H151V127L153 126L154 127V125L156 124V123H161V121L162 120H165L164 118H165V116H164V112L161 114V115H159L158 114V112H156L155 113V110H154V113H155V115L156 116H154V113H152ZM163 111V110H162ZM216 111V110H215ZM233 111V112H232ZM25 112V111H24ZM110 112V111H109ZM113 112H115V111H113ZM145 112H147V114L145 113ZM231 112H232V118L230 117L231 116ZM130 113H132V111L131 110H129L128 109V114L130 115ZM137 113V112H136ZM135 113V114H136ZM160 113V112H159ZM172 113V112H171ZM33 114V113H32ZM138 114V113H137ZM168 114H170V113H168ZM173 114V113H172ZM213 114V113H212ZM23 115V116H22ZM102 115V114H101ZM129 115H128V117H129ZM176 115V114H175ZM133 116V115H132ZM144 116V117H145ZM178 116V115H177ZM252 116V115H251ZM102 117V116H101ZM116 117V116H115ZM170 117V116H169ZM182 117V116H181ZM25 118V117H24ZM27 118V117H26ZM41 118V117H40ZM137 117H135V119H136ZM44 119V118H43ZM99 119V118H98ZM128 119V118H127ZM139 119V118H138ZM172 119V118H171ZM261 119V118H260ZM124 120V119H123ZM129 120H131V118L129 119ZM141 120V119H140ZM167 120H168V118H167ZM167 120H165V121H167ZM170 120V119H169ZM175 120V119H174ZM201 120V119H200ZM257 120V119H256ZM24 121V120H23ZM45 121V120H44ZM116 121V120H115ZM173 121V120H172ZM179 121V120H178ZM202 121V120H201ZM234 121V120H233ZM125 122H127V121H125ZM135 122V121H134ZM163 122V121H162ZM169 122V121H168ZM235 122V124L237 123L236 121H234ZM251 122V121H250ZM249 122V123H250ZM21 123H23V122H21ZM43 124V125H40V124ZM122 123V122H121ZM171 123V122H170ZM214 123H216V124H218V126H216ZM258 123H259V125L258 124H255L257 127H259L260 125L261 126H263V124H262V122H259L258 121ZM173 124V123H172ZM171 124V125H172ZM207 124V126H205ZM211 124V125H210ZM14 125V124H13ZM28 125V126H29ZM58 125V124H57ZM129 125V124H128ZM142 125V124H141ZM147 125V124H146ZM150 125V124H149ZM176 125H177V122H176ZM12 126V127H11ZM15 126V125H14ZM22 126V125H21ZM25 126V125H24ZM156 126H157V124H156ZM167 126V125H166ZM165 126V127H166ZM220 126V127H221ZM57 127V126H56ZM179 127V126H178ZM185 127V126H184ZM190 127V126H189ZM238 127V126H237ZM26 128H27V126H26ZM40 128H41V130H40ZM119 128V127H118ZM186 128H188V126L186 127ZM192 128V127H191ZM255 128V127H254ZM263 128V127H262ZM16 129V128H15ZM17 129H18V127H17ZM20 129V128H19ZM117 129V128H116ZM166 129V128H165ZM52 130V129H51ZM149 130V128H147V131ZM211 130V129H210ZM227 130H229L228 128H227ZM262 131L264 130V129H261ZM49 131V130H48ZM131 131V130H130ZM146 131V132H147ZM255 131V130H254ZM167 132V131H166ZM218 132V131H217ZM216 132V133H217ZM237 132V133H238ZM242 132V133H241ZM224 133V132H223ZM6 134V135H5ZM39 134V135H40ZM67 134V133H66ZM137 134V133H136ZM139 134V133H138ZM153 134H150V135H152L153 136ZM204 134V135H203ZM211 134V133H210ZM214 134V133H213ZM247 134V135H246ZM250 134V135H249ZM61 136V138H64V133L63 134H60ZM126 135V134H125ZM149 135V134H148ZM149 135V136H150ZM209 135V134H208ZM222 135L223 134H218V135H213V136H211V138L210 139H212L213 141H215V142H218L219 141V138L221 139V137H222ZM238 135V134H237ZM258 135V134H257ZM42 136H40V138L41 139H43L42 138ZM85 136V135H84ZM149 136H146V134L144 135V137H142L141 136V138H138V139H140V141L141 142H145L146 141V139H149L150 137ZM100 137V136H99ZM125 137H127V136H125ZM128 137H130V136H128ZM136 137H139V135L137 136L136 135ZM230 137V136H229ZM247 137V138H248ZM59 139L58 140V143H59V146H58V148L60 147L61 149H63L64 147H67V145H66V143L68 142V137H66V135H65V140L63 139ZM67 138V139H66ZM188 138H190V140L188 139ZM207 138V137H206ZM225 139H226V137H224ZM249 138H251V137H249ZM36 139V138H35ZM92 139V138H91ZM99 139V138H98ZM151 139V138H150ZM195 140L194 141V143L192 142V140ZM44 140V139H43ZM87 140V139H86ZM86 140H84V141H86ZM100 140V139H99ZM207 140V139H206ZM66 141V142H65ZM83 141V140H82ZM147 141H149V140H147ZM146 141V142H147ZM151 141V140H150ZM204 141V143H202ZM208 141V140H207ZM228 141V140H227ZM252 141V140H251ZM130 142V141H129ZM133 143H134V141H132ZM145 142V143H146ZM31 143H33V141L31 142ZM69 143V142H68ZM87 143V142H86ZM89 143V142H88ZM97 143H100V142H97ZM233 143V142H232ZM49 144V143H48ZM70 144V143H69ZM81 144V143H80ZM100 144H102V143H100ZM162 144V143H161ZM229 144V143H228ZM34 145V144H33ZM47 145V144H46ZM66 145V146H65ZM71 145H73L72 147L74 148V146L76 145H74V144H71ZM90 145V144H89ZM99 145V144H98ZM144 145V144H143ZM209 145H211V144H209ZM215 145V144H214ZM9 146V145H8ZM31 146H32V144H31ZM77 146V145H76ZM83 146V145H82ZM84 146H86V145H84ZM88 146V145H87ZM102 145H100V147H101ZM134 146V145H133ZM132 146V147H133ZM149 146V145H148ZM151 146V145H150ZM162 146V145H161ZM169 146V145H168ZM253 146V145H252ZM51 147V146H50ZM69 147V146H68ZM67 147V148H68ZM78 147V152L80 151V150H82V149H84V148H82V147H80L79 148V146H77ZM76 147V148H77ZM146 148L145 149H147V146H145ZM167 147V146H166ZM188 148V149H190V150H193V152H194V154L192 155V153H191V155L190 154H188L189 153V151H188V155L190 156V158H188L187 156L186 157H184L185 155H186V153H184L183 152V150H184V148ZM218 147H219V145H218ZM48 149V150H46V149ZM59 148V149H60ZM70 148V147H69ZM82 148V149H81ZM93 148H94V146H93ZM97 148V147H96ZM137 148V147H136ZM156 148V147H155ZM158 148H161V149H164L165 147H158ZM183 148V149H182ZM5 149H6V147H5ZM98 149V148H97ZM151 148L150 147H148V151L150 150ZM166 149V148H165ZM223 149V148H222ZM64 150H66V149H64ZM85 150V149H84ZM83 150V151H84ZM93 150H95V149H93ZM100 150V149H99ZM104 150V149H103ZM166 150H168V148L166 149ZM106 151V150H105ZM151 151V150H150ZM170 151V150H169ZM96 152V151H95ZM101 152V151H100ZM136 152V151H135ZM147 152V151H146ZM192 152V151H191ZM18 153H17V156H18ZM47 153H48V156H47ZM93 153V152H92ZM98 153V152H97ZM110 153H111V151H110ZM153 153V152H152ZM169 153V152H168ZM52 154H54V153H52ZM88 154V153H87ZM86 154V155H87ZM132 154V153H131ZM170 154V153H169ZM73 155H75V154H73ZM107 155V154H106ZM158 156H159V154H157ZM183 155V156H182ZM15 156V155H14ZM20 156V155H19ZM36 156H38V157H36ZM55 156H57V155H55ZM63 156V155H62ZM77 156V155H76ZM151 156V155H150ZM157 156V157H158ZM239 156V155H238ZM50 157V156H49ZM73 157V156H72ZM87 157V156H86ZM92 157V156H91ZM120 157V156H119ZM156 157V156H155ZM167 157V159H165ZM242 157V156H241ZM0 158H1V155H0ZM20 158V157H19ZM107 158V157H106ZM110 158V157H109ZM109 158H107V159H109ZM25 159V158H24ZM42 159H44V158H42ZM53 159V158H52ZM75 159V158H74ZM91 159V158H90ZM100 159V158H99ZM150 159V158H149ZM244 159V158H243ZM2 160V159H1ZM0 160V161H1ZM16 160V159H15ZM55 160V164L56 163H68V162H70L71 161V157L70 158H62V157H58L57 156V158H55L54 159ZM70 160V161H69ZM73 160V159H72ZM152 160V159H151ZM155 160V159H154ZM239 162H238V161ZM245 160V159H244ZM261 160V159H260ZM18 161V162H17ZM17 163L16 162H14V161H12V160H2V163H0V177L1 178H3L2 180H6L7 182H9L10 184H6V185H3V184H1L0 185V194L1 195H3V196H0V203L2 204V214H0V217H1V219L0 220H2V218H3V220H4V218L6 217V216H8L9 218H10V231H9V233L8 234H10V233H14L17 229V231H18V237H19V240H24L23 241V245L22 246H24V245H27V247H29V248H32L35 244H36V242L38 243V241L37 240H39V248H37L36 250L38 251V254L40 253V251L42 250V246L43 245H46L47 243H45L44 244V242H45V240H61V238L62 237H66V236H68V235H71L72 237H73V239L74 240H83V244L84 245H82L81 246V249H79V251H78V255H79V262H80V264H84L85 262H87V264H88V261L89 260H91L92 258H94L93 260H96V259H98V258H95V257H93L94 255H93V253H95V252H97V253H99V256H104L105 255V253H107L108 254V257H109V262H108V264H208L206 261L207 260H205V258L204 259H198V260H196V258L194 257V256H192V254H193V252H194V250H196V249H198V248H201L202 246H204V242L206 241V240H204V242H202V244H196V245H194L193 247H188V246H185L184 245V247H182L181 248V246L182 245H180V243H179V245L177 244V243H174V242H172V241H170V242H172V243H174V244H172V248H171V250L169 249V248H166L168 245H169V243H168V241H167V243H168V245L166 244V243H164V240H163V243L161 244V245H157V243L159 242V240H155V237L154 236H156L157 235V233H155V232H149V234H147V236H143L142 234H140V232L138 231V232H136L135 230H133V229H130V228H132V226L134 225V223H133V219H131V217H128V216H125V215H123V216H121V217H119L120 215H117V213L115 212V210L113 209V208H109L108 206V208L106 207V204L105 203H101V202H98L95 198H94V194L93 195H91V194H89V196L87 195H85L84 196V194H82L80 191V189L78 188H74L73 189V191H71V193L69 192V190H67L68 188H66V187H64L63 186V184L61 183V182H59L58 180H57V178L51 173H48L47 172V170H45L46 169V167H47V163H45L44 162V160L42 161L41 160V162H40V160H39V162H35V160L33 159V160H31V161H28V160H26V161H19L18 159H17ZM149 161V160H148ZM157 161V160H156ZM243 161V162H242ZM75 162V161H74ZM94 162H95V160H94ZM93 162V163H94ZM98 162V161H97ZM111 162H114V161H111ZM119 162H120V160H119ZM164 162V163H163ZM103 163H104V161H103ZM114 163H116V162H114ZM157 163V164H158ZM54 164V165H55ZM51 165V164H50ZM60 165V164H59ZM111 165V164H110ZM139 165V164H138ZM141 165V164H140ZM183 165H180V166H182V167H178L179 169H182L183 168ZM74 166V165H73ZM142 166V165H141ZM144 166V165H143ZM158 166H160V165H158ZM170 166H166V167H168V169L170 168ZM187 166V165H186ZM189 166V165H188ZM62 167V166H61ZM75 167V166H74ZM83 167V166H82ZM185 167V166H184ZM49 168H51V167H49ZM65 168V167H64ZM72 168V167H71ZM78 169L80 168V166H78L77 167ZM131 168H132V166H131ZM136 169H137V171L136 172H140L139 170H140V168H142V169H144L143 167H139V166H137V167H135ZM160 168V167H159ZM158 168V169H159ZM175 168H177L176 166H175ZM190 168H188V169H190ZM60 169H63V168H60ZM59 169V170H60ZM81 169V168H80ZM82 169H84V168H82ZM157 169V168H156ZM162 169V168H161ZM167 168H166V170H168ZM67 170L68 169H66V172H67ZM73 170H74V168H73ZM124 170H126V168H124ZM134 170V169H133ZM163 170V169H162ZM172 170H174V169H172V168H170V170L168 171V173H170L171 175H173L174 173H173V171ZM191 170V169H190ZM81 171V170H80ZM84 171H85V169H84ZM142 171V170H141ZM145 171V170H144ZM154 171H156V170H154ZM252 171V170H251ZM50 172V171H49ZM52 172V171H51ZM56 172V171H55ZM71 172V171H70ZM146 172V171H145ZM164 172H166V171H164ZM76 173H78L77 171H76ZM86 173V172H85ZM135 173V172H134ZM57 174V173H56ZM160 174V173H159ZM181 174H183V176H184V178H187V171L186 170H182V172H181ZM237 174V175H236ZM68 175V174H67ZM107 175V174H106ZM140 175H142V173L140 174ZM144 175V174H143ZM164 175V174H163ZM167 175V174H166ZM169 175V174H168ZM261 175H262V173H260V175H259V177H261ZM263 175H264V173H263ZM48 176V177H47ZM76 176H78L77 174H75V177ZM120 176V175H119ZM122 176L124 177V178H126V179H128V177H132L133 176V173L131 172V170H129V171H127V172H125V173H122ZM121 176V177H122ZM128 176V177H127ZM135 176V175H134ZM175 176V175H174ZM236 176V177H235ZM237 176H239V177H237ZM258 176V175H257ZM50 177V179H51V181H50V183H48V179H46V178H49ZM58 177V176H57ZM109 177V176H108ZM122 177V178H123ZM142 177V176H141ZM163 178L164 177H167V176H162ZM171 177V176H170ZM173 177V176H172ZM242 177H245L246 178V183H247V188L246 187H243L244 186V184H245V182H244V180H242L243 178ZM259 177H256L255 178V180L254 181H256V179L257 178H259ZM264 177V176H263ZM74 178V177H73ZM138 178V176L136 177V179ZM59 179H61V178H59ZM76 179H77V177H76ZM95 179V178H94ZM94 179H92L90 182L91 183H93V182H95V181H93ZM97 179V178H96ZM175 179V181H176V178H174ZM188 179V178H187ZM186 179V180H187ZM260 179V178H259ZM84 180V179H83ZM105 180V179H104ZM190 179H188V181H189ZM261 180V179H260ZM257 181L258 183L259 182H261L260 183V185H262L261 187L263 188V186H264V178H263V180H261V181ZM65 181V180H64ZM98 181V180H97ZM162 181V180H161ZM165 181V180H164ZM168 181V180H167ZM175 181H173L174 183H175ZM253 181V182H254ZM72 182V181H71ZM104 182V181H103ZM109 181L107 180V181H105V184H109L108 183ZM169 182H170V180H169ZM178 182H180V181H178ZM186 182V181H185ZM191 181H189L188 182V184L190 183ZM81 183V182H80ZM164 183V185L163 186H166L165 185V182H163ZM181 183V182H180ZM244 183V184H243ZM256 183V182H255ZM258 183H256V184H258ZM73 184V183H72ZM79 184V183H78ZM102 184V183H101ZM196 184V185H197ZM242 184H243V186H242ZM75 185V184H74ZM110 185H112V183L110 184ZM87 186V185H86ZM98 186V185H97ZM169 186V185H168ZM189 186V185H188ZM187 186V187H188ZM258 186V185H257ZM85 187V186H84ZM197 187V188H198ZM224 187H227L226 189H228V188H231V189H237L236 190V192H238L239 191V193L241 192L242 194H243V196H245V199H244V197H243V201H244V203L243 204H241V205H237L236 207H232V206H227L226 204V202H225V200L226 199H224V201L222 200V201H220L219 200V198H218V196L220 197L221 195L219 194V191H220V189L221 188H223L224 189ZM260 187V188H261ZM3 188V189H2ZM98 188H100V187H98ZM190 188H191V190L193 191V189H194V186H191L190 185ZM244 188H246V189H244ZM112 189H116L115 187H113ZM159 189V188H158ZM218 189V190H217ZM248 189L250 190V191H248ZM75 190V191H74ZM97 188H94V192L93 193H95V192H97ZM102 190H104V189H102ZM190 190V189H189ZM217 190V191H216ZM68 191V192H67ZM164 191V190H163ZM198 191V190H197ZM203 191H204V189H203ZM68 194H67V193ZM92 192V191H91ZM90 192V193H91ZM196 192V191H195ZM205 192V191H204ZM224 192V191H223ZM84 193V192H83ZM112 192L110 191V194H111ZM159 193V192H158ZM203 193V192H202ZM208 193H206V194H208ZM222 193V192H221ZM88 194V193H87ZM101 194V193H100ZM160 194V193H159ZM161 194H163L162 192H161ZM189 194V193H188ZM191 194V193H190ZM96 195V194H95ZM97 195L99 196V194L97 193ZM105 195H106V193H105ZM193 195H195V194H193ZM211 195H213V194H211ZM22 196H25V197H23V198H26L27 196H29L28 198H36L37 197V199L39 200V201H44V202H47V203H49V206H53L55 209L54 210H56V211H58V214L57 213H55V214H53V213H51V212H49L48 210H45L44 208H41L39 205H40V203L38 202V203H35V199L32 201H30V204H33V205H35V206H33V205H27V207L26 206H23V205H21L22 203L20 202V200H22ZM97 196V197H98ZM117 197V196H116ZM222 197H226V196H222ZM190 198V197H189ZM188 198V199H189ZM218 198V199H217ZM37 199H36V201H37ZM186 199V198H185ZM222 199V198H221ZM16 200L18 201L19 200V202H20V204L18 205L17 204V202H16ZM188 201V200H187ZM192 202V201H191ZM17 205H16V204ZM193 203H195V202H193ZM39 204V205H38ZM51 204V205H50ZM41 210V211H40ZM50 211H51V209H49ZM205 211V212H206ZM61 214H65V215H67V218H65L66 216H64V217H61L60 215ZM119 214H120V212H119ZM39 215H43V217H45V221H41L40 219H39ZM122 215V214H121ZM145 215V214H144ZM178 215V214H177ZM176 215V216H177ZM39 216V217H38ZM70 216V217H69ZM179 216H181V215H179ZM11 217H12V219H11ZM71 217H72V219L73 218H77V221L76 220H71ZM141 217V216H140ZM142 217H144V216H142ZM209 217V218H210ZM115 218H117L118 220H120V221H122L125 225H120V224H118V227L119 228H121V229H114V228H110L109 226V223H108V221H107V223H108V227L106 226L105 227V223H102L103 222V220H110V221H114L113 222V226H117V223L115 222ZM70 219V220H69ZM6 220V219H5ZM78 220H80V221H78ZM85 220V221H84ZM87 220V221H86ZM83 221V222H82ZM90 221V222H89ZM0 222H3V221H0ZM27 224H26V223ZM33 222H34V226H35V223L37 224L36 225V227H32L31 228V226H32V224H33ZM84 222L86 223V224H84ZM89 222V223H88ZM93 222H95V223H98V224H100L101 226H104L105 228H107V229H111V230H113L115 233L117 232V235H112V237H111V234L112 233H107V234H109V235H107L106 233H104V230L102 231V227H101V230H100V228H98V230H96V231H92V228L90 227V226H92V223ZM8 223V224H9ZM39 223V224H38ZM50 223V224H49ZM88 223V224H87ZM17 224V225H16ZM49 224V225H48ZM89 224H91L90 226H89ZM259 224V225H260ZM2 225V224H1ZM136 225V224H135ZM26 226H28V228H31V230L29 229H27L26 228ZM99 226V225H98ZM112 226V225H111ZM93 227V226H92ZM137 227V226H136ZM261 227V226H260ZM6 228V227H5ZM4 228V229H5ZM48 228H51V229H56L57 231H58V233H60V235H59V239H57V238H55V237H51V236H49V231H48ZM91 228V229H90ZM97 228V227H96ZM207 228V227H206ZM95 229V228H94ZM122 229H125V231L124 230H122ZM136 229V228H135ZM7 230V229H6ZM89 230H91V232L89 231ZM157 230V229H156ZM207 230V229H206ZM3 231V230H2ZM131 231V232H130ZM147 231V230H146ZM151 231H153V230H151ZM158 231V230H157ZM156 231V232H157ZM124 232H126V235H128V237H123V238H120V236L124 233ZM129 234H128V233ZM145 232V231H144ZM206 232V231H205ZM143 233V232H142ZM162 233H164V232H162ZM161 233V235H163ZM167 233V232H166ZM171 233V232H170ZM139 234L142 236H140L139 237ZM169 234V233H168ZM159 235V234H158ZM168 236V235H167ZM166 235L164 236V238L165 237H167ZM172 236V235H171ZM17 237V236H16ZM18 237H17V239H18ZM161 237V236H160ZM169 237V236H168ZM167 237V238H168ZM206 237V236H205ZM211 237V236H210ZM163 238V239H164ZM170 238V237H169ZM158 239V238H157ZM44 240V241H43ZM168 240V239H167ZM40 241H41V245H40ZM15 243H17V242H15ZM80 243V242H79ZM78 243V244H79ZM38 245V244H37ZM53 245V244H52ZM51 244H49V246H52ZM171 245V244H170ZM64 246V245H63ZM143 246H147L148 247V249H146V250H140V247L142 248ZM37 247V246H36ZM36 247H34V248H36ZM66 248H67V250H66V252L67 251H69V253L71 252L72 253V249L70 250V246H65ZM64 247V248H65ZM28 248V249H29ZM65 248V249H66ZM165 248H166V250H165ZM221 248V247H220ZM219 248V249H220ZM223 248V247H222ZM33 249V248H32ZM167 249L169 250V251H171L173 254H174V256H170V255H167L168 254V251H167ZM189 249V250H188ZM226 249V248H225ZM254 249V248H253ZM29 250H31V249H29ZM36 250H35V252H36ZM46 250V249H45ZM52 250V249H51ZM152 250H154V252L152 251ZM156 250H160V251H163V252H157ZM221 250V249H220ZM12 251V250H11ZM24 251V250H23ZM22 251V252H23ZM43 251V250H42ZM41 251V252H42ZM53 251V250H52ZM52 251H50V252H48V251H46L44 254H47V255H49V256H52L53 257V260L54 261H56V262H59V263H61L62 261H64L65 259H64V256H62L60 253L59 254H55V252H54V254H53V252ZM156 251V252H155ZM223 251V250H222ZM228 251V250H227ZM227 251H224L223 253H225V252H227ZM57 252V251H56ZM11 253V252H10ZM69 253H67L68 255H69ZM165 253H167V254H165ZM228 253V252H227ZM227 253H226V255H227ZM41 254V253H40ZM42 254H43V252H42ZM12 255V254H11ZM223 255V254H222ZM67 256V255H66ZM169 256H170V258H169ZM9 257H10V254H9ZM67 257H70V256H67ZM66 257V258H67ZM71 257H74V256H72L71 255ZM225 257V256H224ZM1 259H3V257H0ZM7 258V257H6ZM4 258L3 260H4V262H5V264H33V262L31 263V261H28V259H26V261H25V259L24 260H20V259H18L19 257H18V255L16 256V255H14V256H11L10 258ZM47 259H48V257H46ZM91 258V259H90ZM195 258V259H194ZM249 258V257H248ZM5 259H6V261H5ZM224 259V258H223ZM49 260V259H48ZM246 260V259H245ZM245 260H237V261H233V262H231V264H249V262L250 261H245ZM258 262H259V264H264V257H260L259 259H258ZM35 263V262H34ZM52 263H54V264H56L55 262H52ZM217 264H229V261L227 260H222V261H219V262H216ZM58 264V263H57ZM69 264V263H68Z\"/></svg>","mask_w":264,"mask_h":264}]
</instances>
